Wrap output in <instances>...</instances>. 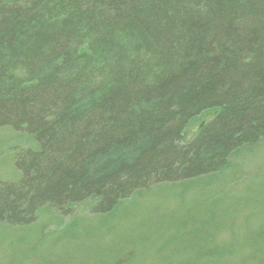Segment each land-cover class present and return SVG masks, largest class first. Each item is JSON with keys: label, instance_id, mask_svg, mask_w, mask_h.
<instances>
[{"label": "trees", "instance_id": "trees-1", "mask_svg": "<svg viewBox=\"0 0 264 264\" xmlns=\"http://www.w3.org/2000/svg\"><path fill=\"white\" fill-rule=\"evenodd\" d=\"M5 128L29 141L0 180V264H264V224L247 221L235 220V247L231 226L219 223L208 242L188 214L166 220L162 237L134 224L123 247H87L119 239L99 223L54 243L40 228L45 207L93 200L99 219L140 190L215 173L264 139V0H0ZM170 243L183 245L162 263Z\"/></svg>", "mask_w": 264, "mask_h": 264}, {"label": "rangeland", "instance_id": "rangeland-1", "mask_svg": "<svg viewBox=\"0 0 264 264\" xmlns=\"http://www.w3.org/2000/svg\"><path fill=\"white\" fill-rule=\"evenodd\" d=\"M214 111L206 110L192 118L187 124L188 129L193 132L200 122L210 119ZM28 139L23 133H14L9 128L0 129V180L12 175L10 153L18 146L25 145ZM227 158L226 165L215 173L175 185L162 184L133 193L130 198L119 202L114 209L99 219H92L90 207L93 200L69 205L68 212L45 207L40 215L42 235L50 234L46 241L54 243L59 236L63 239L65 236L74 238L76 234L87 235L89 230L85 227L86 223L90 222L89 226L92 228H97L99 223L101 229H111L109 233L118 235L119 239L100 236L98 241L95 238L88 242L86 239L83 240L86 241L85 245L90 248V245L100 244L102 248L116 241L123 247L126 243L122 239L134 224L140 226L139 232L142 234L153 236V233L157 232V237H162L168 234L169 230L168 226L166 228L163 226L166 220L174 219L170 224L175 227L181 224L178 222L179 218L188 214L189 219L203 221L205 226L202 230L206 233L204 236L208 242L219 223L231 226L235 235L233 244L235 247L237 241L235 220L247 221L251 229L264 224V139L239 146ZM18 234L12 233V237ZM169 238H176L184 243L192 240L190 236L175 237L174 233ZM182 245L170 243L165 246L160 254H157L159 260H162V263L166 262V256L175 255ZM143 247L149 248L147 245ZM150 253L151 249H148L142 261L152 259Z\"/></svg>", "mask_w": 264, "mask_h": 264}]
</instances>
